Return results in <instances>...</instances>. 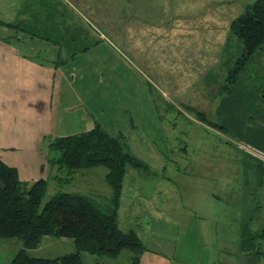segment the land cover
I'll return each mask as SVG.
<instances>
[{"label": "rangeland", "instance_id": "rangeland-1", "mask_svg": "<svg viewBox=\"0 0 264 264\" xmlns=\"http://www.w3.org/2000/svg\"><path fill=\"white\" fill-rule=\"evenodd\" d=\"M40 1H47L40 8L42 17L52 19L47 25L74 23L78 50L91 48L86 56L80 53L73 72L72 67L69 71L66 68L65 75L70 76L62 78L61 94L55 99L64 113L70 115L73 109L72 116L80 113L78 116L85 119H64L61 129L53 134L49 130L43 141L27 145L29 152L34 147L37 150L30 155L25 152V156L35 161V156L41 155L44 160V173L41 165L35 169L39 176L35 181L47 179L44 202L57 192L95 198L111 194L107 168L95 167L69 176L51 161V140L86 132L97 122L110 135L121 138L125 149L146 165L127 168L119 222L123 230L139 232L148 248L166 251L168 245L181 241L187 229L181 220L184 216L192 217V225L205 216L223 217L209 224H216L211 229L220 226L229 231V240L247 218L251 231L260 232L264 226V152L240 141L232 130L219 128L227 117L220 108L236 99L225 89L229 84L226 76L243 50L242 42L230 33V23L256 0H232L233 4L228 0H195L189 1L196 4L191 8L185 0ZM199 2L206 7L217 4L207 15L205 8L199 10ZM183 21H192L190 30L199 25L196 36L201 34L205 49L200 54L189 56L186 52L183 43L187 51L193 49L190 43L189 50L188 41L183 40L188 38ZM26 28L17 27L16 33ZM219 32H223V40L217 36ZM36 33L28 35L35 37ZM42 34L55 42L70 37L63 33L57 37L48 30ZM173 39L175 43L170 41ZM8 49L13 51L6 45L0 51ZM245 87L264 90V49L249 63ZM54 96L52 87L48 106ZM49 116L52 119L53 112ZM157 208L164 213L158 216ZM21 248V240H0V264H8ZM74 252L73 240L55 236L44 237L37 249L30 250L32 256L45 259ZM131 257L130 250L115 259L84 254V262L130 264Z\"/></svg>", "mask_w": 264, "mask_h": 264}, {"label": "trees", "instance_id": "trees-1", "mask_svg": "<svg viewBox=\"0 0 264 264\" xmlns=\"http://www.w3.org/2000/svg\"><path fill=\"white\" fill-rule=\"evenodd\" d=\"M25 31L33 34L28 28ZM230 33L242 42L243 50L226 76L229 84L225 89L236 99L220 108L227 117L219 128L232 130L240 141L264 152V90L245 87L247 67L264 49V0L247 5L231 22ZM49 150L54 154L51 161L69 176L95 167L107 168L112 192L105 198L57 192L44 202L47 179L22 182L18 170L0 159V240L23 242L8 264H85L84 254L117 258L124 250L132 252L131 264H140L146 247L134 230L120 228L118 212L127 168L142 169L145 163L125 149L121 138L110 135L98 123L90 131L51 140ZM249 220L240 224L241 247L246 252H259L256 245L264 240V226L260 232H252ZM47 236L73 240L76 252L55 259L32 256L30 250L37 249Z\"/></svg>", "mask_w": 264, "mask_h": 264}, {"label": "crops", "instance_id": "crops-1", "mask_svg": "<svg viewBox=\"0 0 264 264\" xmlns=\"http://www.w3.org/2000/svg\"><path fill=\"white\" fill-rule=\"evenodd\" d=\"M189 1L195 0H185L184 4H187L188 8L196 6L195 3L191 4ZM43 3L46 5L47 1L0 0V48L4 45L13 47V51L9 49L6 52L0 51V159L18 170L22 182L30 183L39 177L35 169H38L40 165L42 166L44 160L41 155H37L35 161H32L33 158H30L29 153H35L33 151L37 149L34 147L29 152L30 149L27 145L34 141H43L46 136L45 133L49 130L53 134L58 128L61 129L64 119L70 120V122L77 118L78 120L85 119L78 116L80 113L72 116L74 115L73 109H70L72 111H70V115L64 113L63 107L59 106L55 99L61 94L62 78L70 76V74L65 75L66 68L69 71V68L72 67L73 72L77 68L76 63L79 62L80 53L86 56L91 49L78 50V40L74 36L78 27H75L74 23L67 21L64 23L56 22L53 26L47 25L52 19L41 16L40 8ZM199 3V10L205 8L203 11L207 15L214 12L213 6L217 4V2H213L210 3L209 7H206L203 3ZM228 3L233 4V1L228 0ZM185 21L181 22V25L187 32L188 38L185 39L184 37L183 40L188 41L189 50L191 48L190 43L192 44L191 49L194 53H191V50L190 52L187 51L186 43H183V46L189 56L195 55L196 52L200 54L205 49L201 44V34L196 36L199 25L190 30L189 27H193L192 21H189L190 23H185ZM17 27L21 28L20 30L27 27L37 33L35 37L28 35L29 33L26 31L20 32L19 29L16 33ZM220 27L221 30H224L222 26ZM47 30L57 37L62 33L64 36L69 35L70 37L55 42L42 34ZM215 30L214 28L213 31ZM172 32L175 33V26H173ZM219 35L223 40L225 37L223 32L217 33V36ZM26 36H30V38ZM190 36H195V38L192 40ZM175 40L170 41L175 43ZM196 44L197 48L195 47ZM186 61L188 62V60H183V63ZM52 87L55 96L52 105L48 106L47 101L50 100ZM172 105L175 107L174 104ZM156 108L158 109V105ZM51 112H53L52 119L49 116ZM90 122L91 127L92 121ZM96 123L94 122L95 125ZM66 127H69L68 124ZM25 152L29 155L25 156ZM23 159L26 164L23 163ZM42 171L44 173V167ZM142 205L144 203H141ZM160 208H157L158 216L164 213ZM118 214L120 217V209ZM191 218L190 216L181 218L187 225V229L183 232L182 240L179 241L178 239L173 245H168L166 251L148 248L143 243L146 250L140 256V264H264V240L257 243L259 252H246L241 247L240 226L236 227L234 238L229 240L231 237L229 231L223 230L220 226L211 229L216 224L210 225L209 222L218 220L216 217H202L199 219V223L195 225H192L194 221ZM137 234L142 240V235L139 232ZM260 252L261 254H259Z\"/></svg>", "mask_w": 264, "mask_h": 264}, {"label": "water", "instance_id": "water-1", "mask_svg": "<svg viewBox=\"0 0 264 264\" xmlns=\"http://www.w3.org/2000/svg\"><path fill=\"white\" fill-rule=\"evenodd\" d=\"M263 97H264V93H263Z\"/></svg>", "mask_w": 264, "mask_h": 264}]
</instances>
